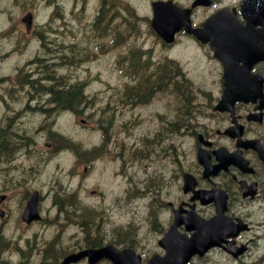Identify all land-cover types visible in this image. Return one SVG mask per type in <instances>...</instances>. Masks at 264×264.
Wrapping results in <instances>:
<instances>
[{
  "label": "flooded vegetation",
  "instance_id": "flooded-vegetation-1",
  "mask_svg": "<svg viewBox=\"0 0 264 264\" xmlns=\"http://www.w3.org/2000/svg\"><path fill=\"white\" fill-rule=\"evenodd\" d=\"M1 1L0 39L3 42L7 38H13L14 42L21 40L24 26L26 29L47 27L50 29L48 31L50 34H55L58 28H62L59 32L61 36H55L49 42L42 31L35 29L33 31L39 38L41 46L46 47L39 49L40 53L35 56V59L48 58L55 68L54 72L58 68L67 71L63 74L64 85L48 84L47 87L79 89L81 94L79 104L92 103V97L85 95L87 80L73 79L70 75L71 71L90 72L92 64H101L103 60L111 61L112 63H108V66L112 72L120 71L121 75L132 79L131 83L124 86L127 95L121 102V107L128 106L132 114L138 110L139 117H142V109L154 105L148 100V96L154 91L171 90L185 105L190 100L191 85L166 82L167 75L184 74L178 68L179 63H175L176 60L168 54L180 41L202 48L209 56L210 53L212 55L208 44L201 43L184 30L175 34L171 44L159 37L151 28L154 17L153 4L171 2L179 8H190L192 27H200L210 12L222 8L217 6L219 0H209V5L195 7H192L195 0H39L44 7L42 8L48 11V19L38 20L36 11L27 12L24 15L18 10V14H8L6 1ZM15 2L14 5L17 6ZM225 7L236 8L235 5ZM199 14L203 15L198 16ZM57 37L60 38L59 43L56 42ZM6 57L7 53L2 47L0 70L3 74ZM215 62L219 69L217 83L213 87L219 95L211 104L206 105L204 121H197L187 114L188 111L182 113L179 106L177 109L179 115L171 119L167 126V109L165 105H162L160 111L154 110L149 114L152 120L158 121L155 126L143 134V139L134 140L133 144L137 143L138 146H145L144 140L148 141L149 146L146 147L145 153H133L138 149L126 148L123 142L118 145L114 141L112 145V161L121 163V168L136 158H144L148 161V164L143 166L146 169L145 177L141 179L139 188L131 189L130 192L131 199L138 200L146 208L144 219L146 229L141 232L144 233L140 235L133 231L121 232L115 229L111 238L114 240L105 242L103 234L98 237L91 236L89 228L92 221L89 215H84L82 212L83 202L68 197L56 198L53 204L57 205L56 210L62 214L64 220L67 221L71 216L80 218L79 223L84 227H79L74 241L76 244L73 247L57 248L55 246L58 243L57 239H50L52 256L60 251V257L56 261L49 257L45 260L48 264H54L57 261L60 264L62 259L78 254L82 250H99L111 246L116 250H133L140 256L141 264H146L153 255L165 256V246L176 248L181 245L182 240H190L198 234V230L188 221L191 214L211 221L217 214L216 202L222 201H224L223 217L210 226L206 248L201 250L203 251L201 253L190 254L184 264H264V151L263 155H260L250 147H238L236 138L225 135L228 128L236 125L242 132L241 140L258 139L264 144V105L261 109L262 123L248 118L256 113L258 102H236L232 115L226 111H215L214 106L223 88V67L219 61ZM22 70L19 68L15 74L21 73ZM253 71L261 73L264 77V63L256 64ZM150 77L153 78L150 79ZM1 80L2 77H0ZM48 96H42L45 99L36 102L35 106L31 104L32 100H23L19 110H11L8 114L2 113L0 116V164H4V159L11 160L10 164H12L16 153H20L19 150L30 149L33 141L30 139L31 135L23 129L25 127H21L20 114L23 111L33 112L36 108L45 105L53 106L54 100L49 93ZM1 102L5 103L3 95H0ZM108 107H110L109 102L99 105V108ZM167 133L174 137L184 133V138L189 145V154L184 155L182 143L177 147L172 141H168ZM156 136L159 137L157 142H155ZM50 140L55 142L54 138ZM105 141L106 137L100 136L97 146L94 144L95 149L94 147L86 148L82 143L74 146L70 152L75 160L74 166L81 163L87 165L88 152L93 156L96 150L98 155L95 161L98 160ZM59 146L61 144L56 145V148ZM220 147L226 148L228 152L239 150L243 158L241 164L231 163L216 171L213 166L217 164V160L213 152ZM199 148L204 149L208 154L210 168L215 171L207 178L202 175L203 168L198 163ZM125 156L128 158L126 159ZM185 175L191 178L195 191H210L208 204L202 205L199 200L193 199L192 191L184 190ZM1 177L2 175L0 179ZM65 186L61 192H66L69 188L78 192L77 188ZM35 190L37 189L25 190L22 206L18 212L20 222L28 226L35 223L26 224L21 214L27 200ZM72 192L74 191L69 193ZM39 193L38 211L41 213V202L45 198L40 191ZM8 197V194L0 193L1 219H5L8 215V210L4 207ZM116 198L118 200L119 196ZM55 205L53 208L56 207ZM201 207H205L206 211H202ZM86 219L90 221L85 222ZM174 225L176 226L172 237L165 246L160 244L162 238ZM66 243L67 240L65 245ZM150 244L152 248L149 254H146L143 251ZM254 252H257L256 260L251 258ZM69 264H88V261L87 258H81ZM94 264L113 263L108 258H101Z\"/></svg>",
  "mask_w": 264,
  "mask_h": 264
},
{
  "label": "rangeland",
  "instance_id": "rangeland-1",
  "mask_svg": "<svg viewBox=\"0 0 264 264\" xmlns=\"http://www.w3.org/2000/svg\"><path fill=\"white\" fill-rule=\"evenodd\" d=\"M5 1L7 13L10 15L18 14V10L24 15L36 11L38 20L48 19V11L43 9L39 0ZM239 1L219 0L217 6H237ZM1 5L0 0V7ZM201 15L203 14L198 16ZM34 29L42 31L47 42L55 36L60 37L59 32L62 31V28H58L57 33L50 34L47 27ZM34 29H26L24 26L22 39L16 42L13 38H7L5 42L0 39V51L2 52L4 47L7 53L5 73L0 70V95L5 98V103H0V116L2 113L8 114L11 110H19L23 100H32L31 104L35 106L36 102L45 99L39 98L34 89L28 86L27 77L23 76L26 70H31L28 74H31V77H40L45 84L47 80L52 81L53 76L56 80L61 78L63 83V74L67 73L59 68L54 72L55 68L48 58L35 59L40 53L39 49L46 47L41 46L39 38L33 33ZM59 37L56 38L58 43ZM168 54L179 63L178 68L193 85L187 105L182 104L174 92L164 89L154 91L148 96V100L154 105L142 109V117L137 114L138 110L132 114L128 106L121 107V102L126 98L124 86L132 82L131 77L121 75L120 71L112 72L108 66V63L112 62L103 60L101 64H92L90 72L77 70L71 71L70 74L73 79L87 80L85 95L92 97V103L83 104L77 112L62 110L49 116L40 108L33 112H22L19 118L21 127H25L23 129L31 135L33 142L29 150L22 148L19 154L16 153L12 164L11 160L7 159L3 160L4 164H0V193L9 195L4 205L8 215L5 219L0 218V242L4 243V246L0 247V264H48L45 260L49 257L56 261L60 252L52 256V243L49 241L53 238L57 239V248L63 249L66 246L67 249L75 246L79 227L84 226L79 223L80 218L74 216L65 221L62 214L56 210L57 205L53 204L56 198L68 197L83 202L82 212L89 215L92 221L89 228L91 236L98 237L103 234L105 242L114 240L111 239L112 233L119 228H123L121 232L133 231L140 235L144 233L141 232L146 229V208L143 203L131 199L130 192L131 189L139 188L141 179L145 177L146 169L143 166L147 165L148 161L136 158L121 168V163L112 161L114 141L118 145L123 142L126 148L138 149L133 153H145L146 147L149 146L147 140H144L145 146L133 143L135 139H143V134L149 132L158 122L149 117L152 111H160L161 106L165 105L167 126L171 119L179 115V106L182 113L188 111L187 114L197 121H204L206 105L211 104L219 95L213 87L217 83L219 67L211 53L209 56L202 48L182 40ZM1 63L0 59V65ZM19 68L23 69L22 72L15 74ZM46 77L48 79H45ZM105 102H109L110 107L99 108V105ZM49 130L61 133L71 141L82 143L86 148L94 144L97 146L100 136H105L106 141L98 160L90 165L81 163L74 166L71 148L64 147L63 142L56 148V145L60 144L47 138ZM184 136V133L176 137L167 133L166 138L177 147L182 143L183 153L188 155L189 145ZM158 140L159 137L156 136L155 142ZM65 185L77 188L78 192L71 188L61 192ZM26 189H37L45 198L41 202V221L29 226L21 223L18 216ZM71 191L74 192L69 193ZM201 210L206 211V208L201 207ZM89 221L86 219L85 222ZM151 248L150 244L143 252L149 254ZM251 258L256 260L257 252H254ZM54 264H59V261Z\"/></svg>",
  "mask_w": 264,
  "mask_h": 264
},
{
  "label": "water",
  "instance_id": "water-1",
  "mask_svg": "<svg viewBox=\"0 0 264 264\" xmlns=\"http://www.w3.org/2000/svg\"><path fill=\"white\" fill-rule=\"evenodd\" d=\"M203 4L208 5L206 0H196L192 7ZM154 17L152 27L158 35L166 42H172L174 34L181 29L194 35L199 41L208 43L213 51L214 57L219 59L224 67L223 83L224 89L217 109H231L235 101L255 102L256 99L262 101V87L264 80L258 73L251 70L258 62H264V0H242L240 3V14L245 24L242 25L236 18V12L219 10L208 17L201 28H192L190 24V9H182L174 6L171 2H156L153 4ZM254 114L252 119L256 120ZM231 128L227 131L229 136H240V132ZM253 148L261 146L258 140L248 142ZM216 158L220 166L238 162V152L228 154L224 149L215 151ZM198 161L204 167V176L210 174L209 158L203 150L198 151ZM192 187L190 180L186 179L184 189ZM195 198L202 204L210 201V192L196 191ZM37 194L34 193L28 200L22 219L27 223L38 219L36 211ZM217 216L222 217V203L216 202ZM219 218H214L205 222L199 218H192V227L199 230L198 234L190 240H182L180 246L173 248L165 246L172 237L175 225L165 234L160 244L166 247V254L163 257L153 255L147 264H184L190 254L203 252L207 246L208 230L210 226ZM182 239V238H179ZM87 256L90 263H94L100 258H110L115 264H140L138 256L133 257L130 251L116 252L113 248L107 247L99 250H89L81 252L76 257L65 259L63 264L79 257Z\"/></svg>",
  "mask_w": 264,
  "mask_h": 264
},
{
  "label": "trees",
  "instance_id": "trees-1",
  "mask_svg": "<svg viewBox=\"0 0 264 264\" xmlns=\"http://www.w3.org/2000/svg\"><path fill=\"white\" fill-rule=\"evenodd\" d=\"M176 78H178L177 76H171V75H167L166 76V82L169 83V81L171 79L175 80L176 82ZM181 82L183 83H188V81L182 79ZM29 84L36 89L37 86H39L40 91H42V93H49L50 96H52L53 98V110L56 111H60L63 109H70V110H75V108L78 106V104L80 103V92L79 89L76 88H59L57 86L55 87H44L41 86L39 84V80H30ZM57 85H62L60 83H57ZM53 136V134H52ZM62 139V138H60Z\"/></svg>",
  "mask_w": 264,
  "mask_h": 264
}]
</instances>
